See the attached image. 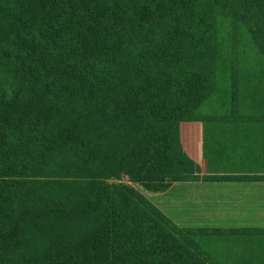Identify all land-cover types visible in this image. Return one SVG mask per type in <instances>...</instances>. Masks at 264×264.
Segmentation results:
<instances>
[{"label":"trees","instance_id":"trees-1","mask_svg":"<svg viewBox=\"0 0 264 264\" xmlns=\"http://www.w3.org/2000/svg\"><path fill=\"white\" fill-rule=\"evenodd\" d=\"M219 11L264 58L261 0H0V264H219L194 237L243 231L180 228L117 182L200 180L179 124L236 120L198 114L264 84L220 66Z\"/></svg>","mask_w":264,"mask_h":264},{"label":"crops","instance_id":"crops-1","mask_svg":"<svg viewBox=\"0 0 264 264\" xmlns=\"http://www.w3.org/2000/svg\"><path fill=\"white\" fill-rule=\"evenodd\" d=\"M252 109L259 114L251 118L181 122L180 144L199 166L200 180L148 192L180 228L243 231L194 237L219 264H264V106ZM215 176L242 179L206 180Z\"/></svg>","mask_w":264,"mask_h":264},{"label":"rangeland","instance_id":"rangeland-1","mask_svg":"<svg viewBox=\"0 0 264 264\" xmlns=\"http://www.w3.org/2000/svg\"><path fill=\"white\" fill-rule=\"evenodd\" d=\"M261 1L264 4V1ZM253 10L254 9L251 10L254 15V17H252L253 21H256V19L260 21L259 16H257L256 14V11L254 10V13ZM220 13L221 11H219V14L216 19V30L218 32L219 46L217 48V57L220 66L222 67V65H229V62H234L233 58L237 57V62H239L238 68L241 69L240 77L246 76L250 80L252 79V77H254L255 80H258V73L264 70V58L260 56V54L257 52L255 47L251 43L252 40L248 31L249 22L246 21V19L245 21H243L239 18L237 19V22L236 20H234L235 22H233L230 21V17H227L225 14ZM250 69H253V71ZM225 76H228V72L224 74L220 72L217 77L218 79H222ZM252 84L253 83L251 81V83L246 84V87L243 88V90H239L242 95L240 101L237 100L230 103L229 99H214L213 101L208 102L204 106V108L201 110V113L198 114V117H203L204 119H240L251 118V115L259 114V112L252 109V106H264V84L262 82L261 85H258L257 87H254ZM117 182L123 185L130 186L135 190H138L146 198L150 197L148 196L147 191H145L140 185L132 183L125 175H121Z\"/></svg>","mask_w":264,"mask_h":264}]
</instances>
